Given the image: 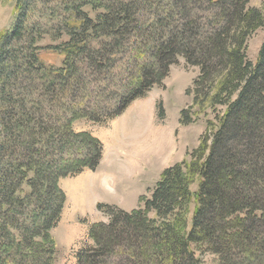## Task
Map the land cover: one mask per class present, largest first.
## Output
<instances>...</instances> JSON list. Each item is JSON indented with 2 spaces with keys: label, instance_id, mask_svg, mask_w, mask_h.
Masks as SVG:
<instances>
[{
  "label": "trees",
  "instance_id": "16d2710c",
  "mask_svg": "<svg viewBox=\"0 0 264 264\" xmlns=\"http://www.w3.org/2000/svg\"><path fill=\"white\" fill-rule=\"evenodd\" d=\"M249 1H16L0 37V264H52L50 231L65 203L58 181L94 172L102 158L100 141L73 122L120 116L179 57L198 68L193 105L225 111L190 162L161 172L142 206H97L108 220L91 225L92 246L76 264H202L199 250L218 264H264V41L254 65L246 56L263 14ZM63 34L57 46L38 45ZM46 50L63 54L61 66L41 61ZM192 122L183 109L179 123Z\"/></svg>",
  "mask_w": 264,
  "mask_h": 264
},
{
  "label": "rangeland",
  "instance_id": "374dc122",
  "mask_svg": "<svg viewBox=\"0 0 264 264\" xmlns=\"http://www.w3.org/2000/svg\"><path fill=\"white\" fill-rule=\"evenodd\" d=\"M16 1L0 0V37L13 24ZM247 7L263 14V25L246 41V56L254 65L264 41V0H250ZM84 11L91 18L95 16L89 8ZM66 39L63 34L60 40L52 43L45 37L38 45L57 46ZM40 59L47 66L59 67L63 54L58 50H46L40 53ZM197 75L198 68L186 65L179 57L177 63L170 66L162 85L153 87L145 97L132 102L120 116L105 124L87 120L73 122L74 131L89 132L100 141L102 158L94 172L84 171L58 181L65 203L58 224L50 231L56 247L52 264H76L77 252L92 246L88 238L89 228L94 223L108 220L98 211V205L125 212L136 209L142 206L140 197L150 198L162 171L190 162L192 152L208 138L217 126V118L225 111V107L219 105H193L192 88ZM156 105L162 106L161 120L157 118ZM183 109H189L193 120L188 125L179 123ZM197 185L198 179L190 185L191 192L197 190ZM194 207L195 202L191 200L188 223ZM149 217H153V213ZM195 256L202 264H218V257L210 252L195 251Z\"/></svg>",
  "mask_w": 264,
  "mask_h": 264
}]
</instances>
